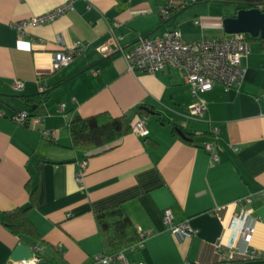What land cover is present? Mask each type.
I'll use <instances>...</instances> for the list:
<instances>
[{
	"label": "crops",
	"instance_id": "obj_1",
	"mask_svg": "<svg viewBox=\"0 0 264 264\" xmlns=\"http://www.w3.org/2000/svg\"><path fill=\"white\" fill-rule=\"evenodd\" d=\"M66 2L0 0V214L26 208L30 189L36 190L27 214L39 236L38 256L48 264H91L104 255L94 213L117 205L136 231L146 234L143 248L123 251L129 263L264 264V201L258 197L264 194V51L259 44L249 43L239 87L202 93L206 110L192 119L187 109L195 99L178 69L132 74L120 53L104 56L99 49L113 37L128 49L139 38L154 39L173 28L189 41L221 37L225 16L201 1L186 2L162 21L165 0H78L52 23L26 27L21 36L15 32V24ZM74 42L85 45L83 53L51 71V54ZM15 81L23 83L21 90L13 88ZM40 88L50 92L49 101L33 108L44 117L42 125H14L15 113L31 109L18 97L39 94ZM140 106L156 115L138 114ZM101 113L140 119L147 135L129 133L93 153L74 151L70 121ZM206 144L214 147L218 162L210 161ZM85 157L86 174L77 184V162ZM246 198L251 202L235 206ZM166 209L174 222L187 221L195 235L179 240L169 233L161 221ZM240 210L258 220L251 240L257 257L227 262L215 244L228 239L225 229ZM25 242L0 222V264L10 261L17 245L32 246Z\"/></svg>",
	"mask_w": 264,
	"mask_h": 264
},
{
	"label": "built area",
	"instance_id": "obj_2",
	"mask_svg": "<svg viewBox=\"0 0 264 264\" xmlns=\"http://www.w3.org/2000/svg\"><path fill=\"white\" fill-rule=\"evenodd\" d=\"M78 0H69L64 4H60L54 9L28 18L14 25L15 32L18 36L23 35V30L29 26H41L52 23L58 17L65 15L72 9V4ZM89 2L90 0H82ZM190 0H180L179 5L185 6ZM197 0H191L195 2ZM175 5L173 0H165L164 6L160 9V16L166 18L169 15V8ZM198 21L193 23L199 26ZM62 39L57 38L56 42L62 45ZM249 42L245 35L231 34L221 37L202 38L199 40H186L182 37L179 30L173 28L168 29L160 37L154 39L139 38L138 42L132 47L125 49L120 45L118 38L113 37L106 42L100 49V53L109 56L114 53H120L125 59L127 69L132 74L134 72H144L149 75L157 74L166 68H176L183 74L185 85L189 87L190 93L195 102L187 109L192 119H199L206 110L205 103L200 99L202 93H207L215 87H221L228 91L239 87L244 75L243 61L249 54ZM85 49V45L81 42H74L69 48L63 51L51 54V71H57L69 65L76 57L80 56ZM13 88L17 91L23 88V83L15 81ZM40 92L42 89L40 88ZM74 99L72 103H74ZM64 105L59 106V112H63ZM11 122L18 127L38 128L42 125L44 117L34 114L28 110H22L11 117ZM140 119L132 122L131 133L138 137H145L147 132L141 124ZM217 132L216 129L213 133ZM43 137L50 140L51 133L44 130ZM205 153L212 163L218 162V155L214 151L211 144L203 145ZM87 157L77 162V170L74 180L77 184H81L86 174ZM260 199L264 201V194H259ZM251 198L238 200L236 205L248 204ZM250 212L240 210L233 214L231 223L225 229L228 233V239L224 242L219 240L215 244L218 252L224 253L225 260L231 262L234 259H254L257 255L251 248V240L255 232L258 220L250 217ZM173 215L170 210L166 209L162 214V222L165 228L175 236L182 240L191 238L195 232L187 221L180 223L174 222ZM138 241L128 250L134 252L143 248L146 234L141 230H137ZM30 251L33 258L28 261L13 262L8 261L7 264H38V253L36 247H32ZM91 264H132L129 263L124 256V252H119L113 256L99 255L92 259Z\"/></svg>",
	"mask_w": 264,
	"mask_h": 264
},
{
	"label": "trees",
	"instance_id": "obj_3",
	"mask_svg": "<svg viewBox=\"0 0 264 264\" xmlns=\"http://www.w3.org/2000/svg\"><path fill=\"white\" fill-rule=\"evenodd\" d=\"M200 1L202 0L195 2H191L190 0L189 3L192 5ZM178 2L180 1H175V5L169 8L168 17L164 18L161 16L162 21L171 19L176 15V12L185 7H181ZM207 2L233 5L236 7L235 11L257 9L264 12V0H207ZM245 37L249 43H258V46L264 51V40L259 37L251 38L248 35H245ZM18 99L31 107L28 111L34 112L33 108H38L43 103L49 101L50 92L42 91L34 96L18 97ZM152 110L150 107L140 106L136 112L142 115H156ZM131 124V120L126 116L113 118L106 113L87 118L74 117L68 126L72 149L84 153H93L99 149L109 147L123 136L131 133ZM172 134L177 136L175 129ZM186 136L188 135L184 134V137ZM144 143L152 145L147 139L144 140ZM35 200L36 190L30 189L29 205L26 208L15 209L0 214L1 224L17 239H24L26 240L25 243L32 244L30 249L35 247L39 241L37 231L29 221L27 214L32 209ZM94 217L101 237L102 248H104V255L113 256L131 248L137 243V231L120 205L100 210L94 213Z\"/></svg>",
	"mask_w": 264,
	"mask_h": 264
},
{
	"label": "water",
	"instance_id": "obj_4",
	"mask_svg": "<svg viewBox=\"0 0 264 264\" xmlns=\"http://www.w3.org/2000/svg\"><path fill=\"white\" fill-rule=\"evenodd\" d=\"M221 23H223V30L226 35L242 34L251 38L259 37L264 40V12L257 9L237 10L233 17H226ZM178 135L185 138L180 131H178ZM12 251L10 261L19 263L20 261H28L33 258L30 248L23 244L17 245ZM37 259L38 264H48L39 256Z\"/></svg>",
	"mask_w": 264,
	"mask_h": 264
},
{
	"label": "rangeland",
	"instance_id": "obj_5",
	"mask_svg": "<svg viewBox=\"0 0 264 264\" xmlns=\"http://www.w3.org/2000/svg\"><path fill=\"white\" fill-rule=\"evenodd\" d=\"M190 4L189 2L187 3V5ZM200 4H205L208 5L210 4L212 6V8L215 9V11H217V13H220V15H223L225 17H230V16H234L236 13V7L233 5H224V4H212L210 2H207V0H202Z\"/></svg>",
	"mask_w": 264,
	"mask_h": 264
}]
</instances>
